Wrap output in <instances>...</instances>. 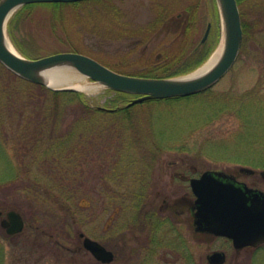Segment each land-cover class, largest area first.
Masks as SVG:
<instances>
[{
  "label": "rangeland",
  "instance_id": "374dc122",
  "mask_svg": "<svg viewBox=\"0 0 264 264\" xmlns=\"http://www.w3.org/2000/svg\"><path fill=\"white\" fill-rule=\"evenodd\" d=\"M156 1L159 0H111L105 8L99 3L82 4L61 9L47 20L37 11L27 21L23 33L19 32L16 37L22 40L31 34L45 56L56 50L75 48L100 63L131 73L150 65V58L161 49L167 48L170 55L179 52L171 41L182 26L183 18L179 17L187 7H192L196 14L206 15L208 19L202 39L210 24L206 42L215 43L212 54L219 48L223 38L222 21L220 18L221 29H216L214 3L217 1L214 0H160L170 17L171 32L145 45L142 36L135 32L146 28L158 16ZM244 11L251 20L264 17V0L252 1L244 6ZM257 36L243 47L231 69L206 96L212 103L229 104L232 106L229 111L207 118L202 114L199 100L139 107L130 120L121 124L113 125L111 120H106L111 136L104 130L108 125L103 127L104 132L97 126L90 132L96 130L97 136L102 134L100 137L72 142L75 146H85L77 150V160L72 157L69 172L59 168L54 173L48 167L40 168L37 164L40 162H34L38 155L27 153L28 148L23 147L32 144L25 141L28 121L22 122L21 130L16 129L18 118L14 126L11 120L6 125L0 123V208L15 209L27 220L25 231L13 238L0 226V264H100L87 251L58 252L59 240L72 248L79 244L76 231L112 249L116 253L113 264H207L199 240L191 243L195 237L187 223L178 229L190 241V249L196 253L194 258L178 253L177 257L168 258L169 253L162 249V254L159 252L156 258L149 257L144 263L137 217L145 214L142 212L145 199L147 204L155 200L159 208L162 206V199L156 196L159 191L172 202L190 191L188 182L181 176L195 177L207 170L239 174L240 167L264 170V22ZM10 43L18 51L11 39ZM84 83L98 86L97 90L86 93L97 99V105L103 106L113 98L103 85L87 78ZM72 118L73 115L67 118L66 125ZM65 130L67 126L59 131ZM160 158L161 162L175 163L165 170L160 167ZM32 162L35 165L32 174L38 180L28 172ZM171 173L178 176L176 180H172ZM243 180L250 179L245 176ZM143 187L146 193L142 192ZM261 188L264 190L263 185ZM136 193L142 195L140 200L133 198ZM137 203L141 204L137 207ZM69 232L73 236L66 238ZM159 236L165 240L163 245L171 244L174 236L168 223L163 224ZM216 246L227 251L226 264H264V250L255 255L247 249L237 253L227 242L217 241L209 243L208 249Z\"/></svg>",
  "mask_w": 264,
  "mask_h": 264
},
{
  "label": "trees",
  "instance_id": "16d2710c",
  "mask_svg": "<svg viewBox=\"0 0 264 264\" xmlns=\"http://www.w3.org/2000/svg\"><path fill=\"white\" fill-rule=\"evenodd\" d=\"M216 1L217 0H214V2ZM252 1L254 0H237L243 27L241 51H244L245 48L243 47L250 41L257 39L259 27L262 22H264L263 16L258 20H251L248 13L244 11V6L247 4L249 5ZM110 2L111 0H93L74 4H29L22 7L10 20L8 24V35L15 47L24 57L28 59H37L45 56L40 52L37 40L31 34L23 37L22 40H17L16 37L19 32L23 33L22 30L25 28L27 21L32 20L37 14V11H41L42 19L47 20L48 17H53L55 13L64 8L78 7L82 4L92 3H99L102 5L101 7L105 8ZM163 5L164 4H162L160 0L156 1L155 10L158 11V16H156L154 21L146 28L135 32L138 33L137 35L142 36L141 38L145 40V45L158 39L161 34L166 33V35H168L171 32V20L170 17L168 18L166 8L165 6L163 7ZM214 7L216 9V29H221L217 2L214 3ZM254 7L256 6L254 5ZM205 16L206 15L202 16L196 14L192 7H187L184 14L179 17L183 18L182 26L171 41L172 46L178 48L179 52H174L173 55H170L167 52L169 50L165 47L166 50L161 49L157 55L150 58L152 59L150 65L139 71L129 73L122 70V68L119 69L116 66L103 63L116 72L141 78L168 79L191 73L209 59L215 46V43L212 42L202 44V30L205 23L208 22ZM214 33L215 29L213 30V34ZM27 45L29 49L25 48ZM60 52H78V50L75 48H69L68 50L60 49L49 53V55ZM212 90L211 88L202 93L183 98H170L166 100L152 99L141 104L129 106L130 102L137 97L136 95L106 89V93L113 94V98L107 100L103 106H99L97 105L96 98L88 97L85 93L54 91L44 85L21 78L0 63V123L6 125L11 120L13 121L12 126H14V120L18 118L19 125L16 129L21 130L22 122L28 121L29 133L27 132L25 141H30L28 144H32L24 145L23 147L28 148L27 153L38 155V159L34 162H40L37 163L40 168L44 166L48 167L50 168L49 170L54 173L59 168L60 170L62 169L69 172V163L72 157L77 160L75 158V156L78 158L77 150L85 146L83 144L75 146L72 142L76 140H92L102 135L99 134L97 136L98 132L96 130L90 132L91 128L98 126V129L102 128L103 132L104 130L108 131L111 136L112 131L110 125L106 123V120H111L110 123L113 125L121 124L120 122L124 120H130L137 108L150 103L199 100L202 104V114H205L207 118L221 111H229V108H232L229 104H220L219 102L212 103V100L206 97ZM219 101L221 102V100ZM72 115V120L66 125L67 118ZM240 117L242 118V115H240ZM96 118L97 120H95ZM105 125L108 126L104 127ZM63 126H67L68 130L61 133L59 130ZM103 127L105 128L104 130ZM73 139L74 141H72ZM49 142L52 144L50 143L48 146L43 144ZM53 159L57 161H52ZM34 162L28 167V172L31 174L33 171L32 167L35 166L32 165ZM64 163L66 164L65 167ZM36 176L35 174L33 175L34 180L39 179ZM70 195L75 194L73 193ZM133 198L140 200L142 195L136 193ZM140 204L137 203V207Z\"/></svg>",
  "mask_w": 264,
  "mask_h": 264
},
{
  "label": "water",
  "instance_id": "95a60500",
  "mask_svg": "<svg viewBox=\"0 0 264 264\" xmlns=\"http://www.w3.org/2000/svg\"><path fill=\"white\" fill-rule=\"evenodd\" d=\"M91 0H2L0 2V62L16 75L33 83L44 85L54 91L83 92L84 90L69 86H52L38 76L43 68L61 64H71L76 72L85 79H90L117 92L137 95L129 106L152 99L165 100L187 97L202 93L215 86L231 69L237 60L243 42V27L237 0H217L222 21L225 50L218 64L207 74L192 79L185 76L168 79L141 78L120 74L97 60L73 52L57 53L37 59H28L12 53L7 45V24L13 14L25 5L35 3H78ZM211 25L202 40L208 39ZM222 38V39H223ZM199 70V69H198ZM242 173L253 174L255 171L242 167ZM264 173V172H263ZM192 190L196 196V224L198 230H205L217 236L229 238L237 249L264 244V192L251 189L239 183L234 177L223 171H207L198 179L191 180ZM10 222H4L7 234H19L24 229V220L17 212L9 215ZM82 236H84L82 234ZM84 247L96 259L110 263L114 253L102 244L88 237Z\"/></svg>",
  "mask_w": 264,
  "mask_h": 264
},
{
  "label": "flooded vegetation",
  "instance_id": "af4514ba",
  "mask_svg": "<svg viewBox=\"0 0 264 264\" xmlns=\"http://www.w3.org/2000/svg\"><path fill=\"white\" fill-rule=\"evenodd\" d=\"M158 160L160 161L161 158ZM159 163H161L160 167H164L166 170V169H169L170 165L175 162L169 161L167 163L166 161H162V162L160 161ZM211 171H214V170H211ZM215 171H219V170H215ZM203 173H201L200 175H196L195 177H191V175L181 176L180 177L181 179L188 182L190 191L185 192L181 197L175 198L173 202L171 201L169 196H163L161 195V191H159L156 196H157V199H160V198L162 199V202H161L162 206L160 208L156 205L155 200L149 204H147L146 202L147 199L144 200V203L142 204L143 206L142 212L145 211V214L144 215L141 214L142 218H140V215L139 217H137V222H140V225L138 226L137 230H139V232L142 233V236L139 237L138 241H139V245H142V251L144 252V257H143L144 263L148 261L149 257L152 259V258H156L159 252H160L159 254H162L161 252L162 249L164 250V253L165 251L169 253V255H167L168 258L177 257L176 256L177 253L184 257L185 256L188 257V259L194 258L196 253L194 251H191L190 241H188V239H186L183 236L182 232H180L178 229L179 225L181 224L186 225V223L190 224L191 229H193V233H194L193 236L195 238L194 240L191 241V243L192 244L196 243V241L199 240L198 241L200 242L199 244L203 246L201 250V254L203 255V258L205 259L207 264H226V261L228 259L227 251L223 249L221 246L219 247L216 246L214 247L215 249H211V250L208 249V244L214 243L216 241L217 242H227V244H229V247L231 246L237 253H239L240 251L244 249H247V250H250L253 253V255H255L258 252L264 250V244H261L259 246L245 247L243 249H237L234 246L233 241L226 237L217 236L205 230H198V226L196 224V213H197L196 196L194 195V192L192 190L191 180L200 178ZM228 174L234 177L237 182L243 183L251 189H258L264 192V190L261 188L262 185L264 186L263 170L261 171L255 170L253 174H248L246 172L241 173L240 171H239V174H232V173H228ZM171 175H172L171 177L172 180H176L178 177V176L176 177V174L174 173L173 174L171 173ZM245 176L249 178L250 180L248 181L243 180V177ZM142 192L146 193L144 187L142 189ZM179 206L180 208H178ZM144 208H147V210H145ZM12 212L19 213L24 220L25 226H24L23 231L20 234H22L27 227V220H26L25 215H23L22 213H20L19 211L15 209L13 210V209L0 208V226L2 230L5 231L6 235L10 238L20 235V234H14V235L7 234V229L3 225L4 222H7V223L10 222L9 215ZM129 223L130 222H128L127 226H129ZM164 223H168L169 230L173 233V236H174L172 237L171 244L169 245H163L165 240H163V237L159 236L160 229ZM82 234L84 236H82ZM72 236L73 235L71 234V232H69V234H65L66 238L67 237L71 238ZM76 237H77L79 244L73 248L68 245H65L64 241H61V240L57 241L56 243L58 247V252L60 254L62 253L70 254V252L82 253V251H87L92 256V258L100 264H113L115 262L116 253L112 249H110L106 244L92 237H88L86 236L85 233L80 232V231H76ZM85 237H88L94 241H97L98 243L102 244L106 249L112 251L115 256L114 261L110 263H104L96 259V257L84 247ZM116 240H120V239L116 238ZM125 243H126V247H128L129 246L128 239H126ZM163 257L165 256L163 255Z\"/></svg>",
  "mask_w": 264,
  "mask_h": 264
},
{
  "label": "bare ground",
  "instance_id": "6f19581e",
  "mask_svg": "<svg viewBox=\"0 0 264 264\" xmlns=\"http://www.w3.org/2000/svg\"><path fill=\"white\" fill-rule=\"evenodd\" d=\"M7 47L12 53L20 55L11 44H8ZM224 50L225 38L222 39L219 48L214 52L209 61L195 73L186 76L184 79L188 80L201 77L210 72L222 58ZM38 76L52 86L76 85V87L83 89L87 93H91L98 89V86L85 84V77L78 74L71 64H61L53 67L43 68L38 71Z\"/></svg>",
  "mask_w": 264,
  "mask_h": 264
}]
</instances>
